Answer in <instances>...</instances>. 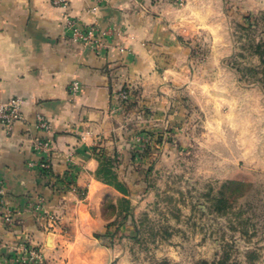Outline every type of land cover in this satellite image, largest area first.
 I'll list each match as a JSON object with an SVG mask.
<instances>
[{
	"label": "crops",
	"instance_id": "0c3cea01",
	"mask_svg": "<svg viewBox=\"0 0 264 264\" xmlns=\"http://www.w3.org/2000/svg\"><path fill=\"white\" fill-rule=\"evenodd\" d=\"M259 8L264 0H67L66 8L51 0H0V101L21 97L24 116L11 132L0 124V179L16 213L11 226L0 219V264H13L21 243L38 249L45 264L109 259L104 206L110 197L132 196L133 182L144 175L149 157L135 156L138 137L189 130L199 67L229 55L227 23ZM65 14L81 28L104 31L100 44L73 41ZM201 41L203 60L195 54ZM73 81L80 84L74 95ZM245 95L246 107L231 111L232 174L258 172L256 186L264 189V151L249 150L254 133L264 138V118L255 125L254 93ZM37 115L49 119V132L34 128ZM36 136L52 143L48 175L34 164ZM112 176L127 192L104 181ZM39 196L47 218L31 211Z\"/></svg>",
	"mask_w": 264,
	"mask_h": 264
},
{
	"label": "rangeland",
	"instance_id": "374dc122",
	"mask_svg": "<svg viewBox=\"0 0 264 264\" xmlns=\"http://www.w3.org/2000/svg\"><path fill=\"white\" fill-rule=\"evenodd\" d=\"M250 12L251 27L244 18L227 23L231 53L216 66L194 68L200 79L189 94V130L145 135L142 156L149 159L143 177L132 184L134 194L105 202L111 255L105 261L96 256L97 264H264V189L256 186L261 174H232L231 162V111L246 107L247 91L254 93L249 105L255 125L264 118V79L242 70L258 63L243 48L264 38V9ZM200 43L195 54L203 60L207 46ZM246 149H237L240 157ZM249 150L262 155L258 133Z\"/></svg>",
	"mask_w": 264,
	"mask_h": 264
},
{
	"label": "built area",
	"instance_id": "2783aa9c",
	"mask_svg": "<svg viewBox=\"0 0 264 264\" xmlns=\"http://www.w3.org/2000/svg\"><path fill=\"white\" fill-rule=\"evenodd\" d=\"M97 5L106 3L108 0H94ZM52 5L66 8L67 0H51ZM64 21L67 29L69 30L70 38L73 41L79 43H88L93 46H98L101 41V37L105 34L104 31L98 29L95 25H87L83 28L78 26L77 20L69 17L67 14L64 15ZM80 89L78 81H73L68 86L70 94H76ZM122 100L128 98L126 90H122L118 93ZM23 101L21 97H11L6 101H0V124L7 132H11L14 124L18 121H23L24 116L22 113ZM34 128L40 132H49L51 124L48 118L43 115H37L34 121ZM140 143L137 151H142L147 145V137H138ZM32 150L35 154L36 160L35 165L48 175L51 165V157L53 153L52 143L49 138L44 136H36L32 139ZM5 193L2 187V181L0 179V219L6 226H11L14 222L16 213L13 212L5 201ZM44 198L39 196L36 201L31 205V211L37 218H47V214L44 205ZM16 254L12 258L13 264H45L41 252L33 246L27 243H21L16 246Z\"/></svg>",
	"mask_w": 264,
	"mask_h": 264
},
{
	"label": "trees",
	"instance_id": "16d2710c",
	"mask_svg": "<svg viewBox=\"0 0 264 264\" xmlns=\"http://www.w3.org/2000/svg\"><path fill=\"white\" fill-rule=\"evenodd\" d=\"M243 18L248 21V25L250 27L255 24L254 19H253V15L251 12H245L243 15ZM243 49H246L251 55L252 54L255 55L258 58V63L256 65V67H254V66L246 67L242 70H244V72L246 70V72H248L249 75L251 77L253 76L255 79H264V38L260 39V41H258V42H253V43L247 44V46H245ZM236 70L241 71V68L239 67V65L236 66ZM145 150H146V148H143L142 151H136L135 156L143 155V153L146 152ZM104 174H105V176L107 174H109L108 169L106 170V172ZM104 181L106 183H109L110 185H113L116 189H118L121 192H127L126 189L124 188V186L120 182H118L115 178H113V176L110 178L105 177Z\"/></svg>",
	"mask_w": 264,
	"mask_h": 264
}]
</instances>
